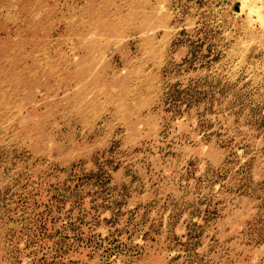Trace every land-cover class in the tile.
Segmentation results:
<instances>
[{"label": "rangeland", "instance_id": "374dc122", "mask_svg": "<svg viewBox=\"0 0 264 264\" xmlns=\"http://www.w3.org/2000/svg\"><path fill=\"white\" fill-rule=\"evenodd\" d=\"M0 264H264V0H0Z\"/></svg>", "mask_w": 264, "mask_h": 264}]
</instances>
